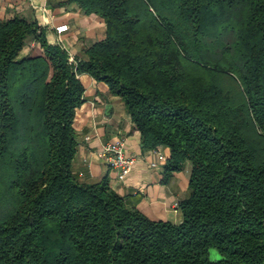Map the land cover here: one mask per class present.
I'll return each instance as SVG.
<instances>
[{"label":"trees","instance_id":"obj_1","mask_svg":"<svg viewBox=\"0 0 264 264\" xmlns=\"http://www.w3.org/2000/svg\"><path fill=\"white\" fill-rule=\"evenodd\" d=\"M68 1L106 24L75 63L37 21L0 20V264H264V0ZM82 73L143 149L170 148L164 182L191 162L181 223L73 174Z\"/></svg>","mask_w":264,"mask_h":264},{"label":"crops","instance_id":"obj_2","mask_svg":"<svg viewBox=\"0 0 264 264\" xmlns=\"http://www.w3.org/2000/svg\"><path fill=\"white\" fill-rule=\"evenodd\" d=\"M19 16L37 21L45 28L50 43L61 42L75 59L84 57V49L106 36V24L97 14L85 13L77 2L68 0H0V20ZM67 24L68 30L58 33L56 26ZM42 49L31 40L20 56L40 54ZM79 79L84 85V101L76 110L74 127L78 145L72 163L73 174L82 182H97L107 177L109 185L118 194L129 198L152 220L181 223L183 215L179 204L189 195L191 162L173 173L166 182L164 165L153 150L142 148L140 132L136 131L121 97L110 91L104 81L89 73ZM121 138L125 152L137 158L132 170L123 179L98 156V151L109 141ZM161 154L171 155L169 147L161 146ZM158 162L152 167L151 162Z\"/></svg>","mask_w":264,"mask_h":264},{"label":"built area","instance_id":"obj_3","mask_svg":"<svg viewBox=\"0 0 264 264\" xmlns=\"http://www.w3.org/2000/svg\"><path fill=\"white\" fill-rule=\"evenodd\" d=\"M67 24L56 26V31L62 33L68 30ZM62 47L63 45L59 42ZM64 48V47H63ZM69 62L75 63V58L69 54ZM125 141L121 138L107 142L99 151L98 156L104 160V162L112 169L118 172L120 179H123L132 170L137 158L129 156L125 152ZM158 157L164 161H167V157L161 154L160 147L153 150ZM152 167H157L158 162L152 161Z\"/></svg>","mask_w":264,"mask_h":264}]
</instances>
